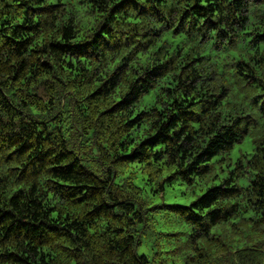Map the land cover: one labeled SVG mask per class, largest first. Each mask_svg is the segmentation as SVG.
I'll list each match as a JSON object with an SVG mask.
<instances>
[{"label": "trees", "instance_id": "trees-1", "mask_svg": "<svg viewBox=\"0 0 264 264\" xmlns=\"http://www.w3.org/2000/svg\"><path fill=\"white\" fill-rule=\"evenodd\" d=\"M177 261L264 264V0H0V264Z\"/></svg>", "mask_w": 264, "mask_h": 264}, {"label": "rangeland", "instance_id": "rangeland-1", "mask_svg": "<svg viewBox=\"0 0 264 264\" xmlns=\"http://www.w3.org/2000/svg\"><path fill=\"white\" fill-rule=\"evenodd\" d=\"M248 140L244 141L242 145L236 146L234 151L232 152L234 154L237 153L239 148L242 149L245 148L246 143ZM205 190V186H199L195 188L193 191L190 189V187H186L184 184H181L179 182H175L171 187H168L163 195V201L166 203H176L180 205H188L193 200H195L203 191ZM163 223H165L164 226H166L169 230H178V231H184L187 230V227L184 223H180L175 216L168 215L167 218L163 219ZM160 223V222H159ZM157 224L158 230H161L160 224ZM156 228V229H157ZM155 235H152L150 233H147L141 237V245L137 247L136 253L137 255L145 254L149 257L152 256L153 252V241L155 239ZM164 243V240H162V244ZM168 264H171L168 262ZM175 264H182L181 261H177Z\"/></svg>", "mask_w": 264, "mask_h": 264}]
</instances>
